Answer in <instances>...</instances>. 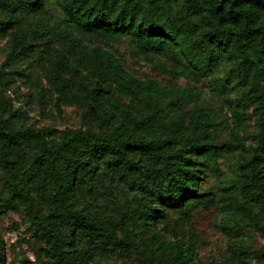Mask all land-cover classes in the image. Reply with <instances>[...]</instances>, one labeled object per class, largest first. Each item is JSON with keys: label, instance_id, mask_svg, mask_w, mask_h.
<instances>
[{"label": "trees", "instance_id": "obj_1", "mask_svg": "<svg viewBox=\"0 0 264 264\" xmlns=\"http://www.w3.org/2000/svg\"><path fill=\"white\" fill-rule=\"evenodd\" d=\"M59 6L62 16L54 20L45 0L0 1V9L7 13L5 21L30 17L32 31L37 35H57L68 49L91 54L103 64L100 69H92L97 84L86 98L93 108L119 125L110 134L75 132L53 149L41 144L49 132L23 126L15 116L3 114L0 131L8 142H35L39 154L16 177L15 183L7 186L0 199V214L23 207L30 222L41 229L43 256L56 264H77L75 234L90 232L115 241L112 230L91 212L79 209L71 211L70 229L62 233L57 222L64 220L63 215L50 209L45 218L48 224L43 225L33 201L45 194L49 181L57 184L62 195H68L80 171L95 174L92 158H99L114 173L140 179L138 218L147 226L160 224L167 228V210L192 211L208 203V195L200 194L195 186L202 173L201 165L217 166L225 154L249 150L241 137L248 122L249 107L255 117L258 147L251 148L250 160L239 166L243 197L240 210L242 215L251 217L258 207V214L264 215V0H59ZM6 23L0 20L1 38L6 36ZM87 37L109 44L130 37L142 53L175 47L186 62L182 75L196 83L212 76L215 64L223 56L236 61L249 76L245 85L249 106L241 97L229 103L231 143L225 144L215 135L217 124L210 109L201 107L182 112L175 102L178 98L198 101L203 97L200 90L171 89L152 78L139 79L112 52L83 46L80 40ZM12 43L21 46L19 54L25 59L28 46L24 38L15 37ZM63 62L73 66L68 60ZM14 64L12 60L8 63ZM111 85L124 96L141 102L152 114L145 119L133 113L113 97ZM163 106L170 115L169 128L165 131L159 128L164 119L160 116ZM9 112L12 114L11 108ZM83 145L93 148L88 158L80 151ZM230 204L227 202L224 208L230 210ZM254 228L264 235V225L256 223ZM158 244L163 249L175 250L171 264H196L195 254L189 248L161 238ZM89 254L99 261L115 258L112 251L97 247L89 248ZM254 256L264 258V251ZM4 258L0 236V264Z\"/></svg>", "mask_w": 264, "mask_h": 264}, {"label": "rangeland", "instance_id": "obj_2", "mask_svg": "<svg viewBox=\"0 0 264 264\" xmlns=\"http://www.w3.org/2000/svg\"><path fill=\"white\" fill-rule=\"evenodd\" d=\"M45 5L52 19L62 16L59 0H45ZM6 17V11L0 9V20L7 22L6 36L0 37V117L13 115L23 126L49 132L41 144L53 149L64 137L78 131L88 130L98 135L113 133L119 122L112 123L86 98L97 84L92 69H100L103 64L91 54L68 49L57 35H37L32 31L30 17L14 22L5 21ZM15 37H23L28 46L25 59L19 54L21 46L12 43ZM80 41L87 49L100 47L112 52L123 67L139 79L152 78L171 89L200 90L203 97L198 101L178 98L175 102L182 112L201 107L210 109L217 124L215 135L221 142L231 143L229 103L241 97L249 106L245 96L249 76L236 61L223 56L215 64L212 76L196 83L182 75L186 62L175 47L142 53L130 37L114 44L93 37ZM11 60L14 65H8ZM66 60L73 66L63 62ZM171 72L178 76H172ZM111 93L138 116L147 119L152 114L141 102L124 96L115 85H111ZM247 114L248 122L241 137L249 150L225 154L217 166L201 165L202 173L195 186L200 194L208 195V203L192 211L167 210V228L160 224L147 226L138 218L140 179L114 173L99 158H92L95 174L80 171L68 195H62L57 184L49 181L45 194L35 197L33 203L43 225L48 224L45 218L49 210H57L64 219L57 222V227L66 233L71 226V211L86 209L112 230L115 241L90 232L75 234L77 264H171L176 252L161 248L159 238L192 250L196 264H264V258L254 256L264 251V235L254 228L256 223L264 225V215L258 214V207L251 217L242 215L240 210L243 197L239 166L250 160L251 148L258 147L255 117L249 107ZM160 116L164 119L159 128L165 131L169 128L170 116L166 106L160 108ZM92 150L90 145L80 148L85 158ZM38 154L35 142L11 144L0 131V199L7 186L15 183L16 177ZM227 202L232 204L230 210L224 208ZM0 236L5 250L3 264H56L43 256L41 229L30 222L23 207L0 214ZM91 247L112 251L114 260L95 259L89 254Z\"/></svg>", "mask_w": 264, "mask_h": 264}]
</instances>
